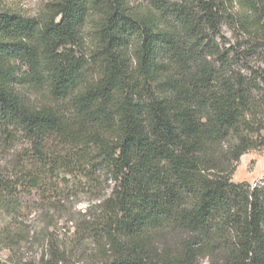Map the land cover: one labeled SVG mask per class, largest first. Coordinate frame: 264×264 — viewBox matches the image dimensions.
Returning a JSON list of instances; mask_svg holds the SVG:
<instances>
[{"label":"trees","instance_id":"1","mask_svg":"<svg viewBox=\"0 0 264 264\" xmlns=\"http://www.w3.org/2000/svg\"><path fill=\"white\" fill-rule=\"evenodd\" d=\"M14 144L0 212L90 197L68 222L101 243L96 264H264V179L231 181L264 149V0L0 9V147ZM50 237L41 262L60 264Z\"/></svg>","mask_w":264,"mask_h":264},{"label":"rangeland","instance_id":"2","mask_svg":"<svg viewBox=\"0 0 264 264\" xmlns=\"http://www.w3.org/2000/svg\"><path fill=\"white\" fill-rule=\"evenodd\" d=\"M48 0H0V9L12 11L25 18L38 19ZM223 34L230 39L227 28ZM88 42L84 48L87 49ZM19 147V146H18ZM12 150L0 147V171L11 170V161L18 148ZM264 179V149H255L244 154L235 166L231 181L236 184L254 186ZM108 191V190H106ZM90 197L77 196L68 200L58 199L56 203H30L16 216L7 217L0 212V236L13 238L15 243L0 241V262L4 264H43L41 257L46 251V242L52 238L68 251L60 264H96L102 245L96 240L77 242L73 239V225L68 220L79 219L89 205ZM50 237V238H49ZM47 259V257L45 258ZM201 264H207L205 260Z\"/></svg>","mask_w":264,"mask_h":264}]
</instances>
